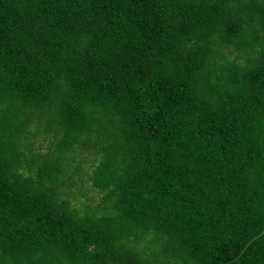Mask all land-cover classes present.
Returning <instances> with one entry per match:
<instances>
[{
  "label": "trees",
  "instance_id": "obj_1",
  "mask_svg": "<svg viewBox=\"0 0 264 264\" xmlns=\"http://www.w3.org/2000/svg\"><path fill=\"white\" fill-rule=\"evenodd\" d=\"M0 264H264V0H0Z\"/></svg>",
  "mask_w": 264,
  "mask_h": 264
}]
</instances>
